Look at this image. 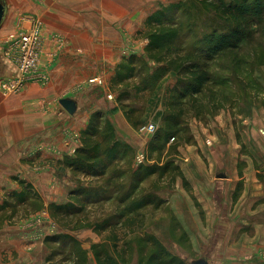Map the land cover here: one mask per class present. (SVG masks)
<instances>
[{"label": "rangeland", "instance_id": "rangeland-1", "mask_svg": "<svg viewBox=\"0 0 264 264\" xmlns=\"http://www.w3.org/2000/svg\"><path fill=\"white\" fill-rule=\"evenodd\" d=\"M180 1L193 15L192 19L183 12L174 15L181 25L182 39L171 49L180 44L183 50L179 55L171 50L147 53L146 36L156 30L148 24V18ZM193 1L157 0L154 5L131 7L133 15L140 10L142 15L125 21L132 35L126 56H136L127 69L133 68L121 84L114 82L118 68L107 81H88L100 88L107 110L93 113L86 127L95 126L99 137L107 123L114 125L116 138L128 149L120 151L118 161L100 179L67 169L70 175L63 183L65 193L55 203L69 206L78 214L56 209L50 213L40 238L42 244L37 248V264H146L156 242L171 257L191 264L206 255L216 256L215 249L220 244L221 250L226 249L225 241L234 238L235 233L238 239L252 238L256 233L264 238V13L256 18L263 22L252 25L246 36L257 31L256 34L242 42L240 50L207 64L198 56L193 57L200 72L205 70L228 79L223 93L205 85L201 94L193 96L191 90L188 94L178 84L173 72L178 58L186 60L188 50L192 54L200 50L206 56L217 38L207 40V35L214 31L229 33L235 28L220 23L212 26V10L203 13L201 4L193 9ZM32 20L37 19L31 17ZM30 23L32 28L33 22ZM30 28L16 31L13 36ZM57 39L61 40L62 49L65 41L56 36L54 40ZM162 67L170 70L162 71ZM182 79L183 86L197 88L194 77L186 74ZM119 111L131 127L129 133L124 132L116 117ZM166 119L173 120L175 128L169 129ZM149 124L155 126L154 134H142V128ZM165 131L176 136L167 142L159 140L167 135ZM97 137L89 138L87 144L92 145ZM207 141H213L215 152L210 151ZM142 154L145 162L139 165L137 157ZM149 166L158 172L145 179L143 173ZM63 178L59 177L61 185ZM80 189H92L93 193L71 196ZM146 197L154 199V205L135 210L134 200ZM209 211L217 213L215 220ZM229 222L244 226L235 232L228 229ZM259 224L262 228L255 230ZM203 225L209 229H202ZM55 237L60 239L54 240ZM70 237L78 241V247L70 242Z\"/></svg>", "mask_w": 264, "mask_h": 264}, {"label": "crops", "instance_id": "crops-1", "mask_svg": "<svg viewBox=\"0 0 264 264\" xmlns=\"http://www.w3.org/2000/svg\"><path fill=\"white\" fill-rule=\"evenodd\" d=\"M156 1L6 0L0 29V80L17 75L15 65L3 57V50L16 31L30 28L31 17L42 23L40 70L49 80L28 84L14 94L0 92V264L38 263L37 248L50 220L49 205L65 193L70 175L61 162L83 146V132L93 113L107 110L100 88L88 81L111 78L131 45L125 21L142 16L141 10L133 15L131 7L154 5ZM56 36L65 41L62 49L54 40ZM63 99L76 102L74 115L60 105ZM116 117L129 133L131 127L123 112ZM207 143L215 152L213 141ZM60 176L64 177L62 185ZM212 213L215 220L217 213ZM227 226L238 232L244 225L229 222ZM261 228L259 224L255 230ZM235 234L225 241L226 249L221 250V244L215 249L216 256L200 258L210 264L264 263V238L256 233L252 238L238 239Z\"/></svg>", "mask_w": 264, "mask_h": 264}, {"label": "trees", "instance_id": "trees-1", "mask_svg": "<svg viewBox=\"0 0 264 264\" xmlns=\"http://www.w3.org/2000/svg\"><path fill=\"white\" fill-rule=\"evenodd\" d=\"M197 1L199 3H197ZM198 4H201L200 10H202L203 13H205L204 11L210 10H212L214 13L213 19L210 21L212 26H214V24L220 23L226 26L229 24L230 27L234 25L235 28H231L232 30L229 33H218V31H214V34L211 35L210 33L207 35V40L213 39L217 36L216 41L213 42L209 48V54L203 56V52L200 50H195V53L192 54L188 50L189 55L186 57V60L178 58L179 63H177L175 71L173 72L178 79V84H181V87L184 88L188 94L190 93L189 90H191V94H193V96L201 94L205 85H208L211 89H219L217 93H223L222 89L227 87L225 84L228 79L219 78L205 70L200 72L201 69L199 64L195 61H192L193 57L198 56L205 62V64H207L208 62H211L212 59H215L219 56L223 57L228 52L240 50L239 46L241 43L250 39L257 32L255 31L254 33H249L247 37L246 33L250 32L249 30L251 29V26H259L263 22L261 19L256 18L257 16H261L264 13V6L262 4V0H253L252 2L250 0H229L228 2L227 0H194L192 8H195V6ZM189 11L191 10L186 9V5L180 1L178 3L170 4L164 8H161L151 15L148 18V24H153L156 30L146 36L148 44L146 45L145 51L150 54L161 52L163 50H171L174 52L173 54L179 55L183 50L180 44L175 50L171 49L176 47L179 39H182V37L179 36L182 28L181 25L176 23L174 15L183 12L187 18L191 17L192 19L193 15L189 13ZM237 25L240 26L237 27ZM193 46L194 44H192V48ZM192 51L194 52V50ZM134 57L136 56L131 55L129 58H125L124 62L118 67L114 82L121 84L128 79L126 76L131 73L133 67H130V70L127 68L133 63ZM161 70L167 72L170 69L167 70L166 67H162ZM186 74L194 77V85L197 86V88L193 87L192 85H188L187 87L182 85V77ZM177 90L179 89L177 88ZM180 94L185 95V93L182 92ZM165 123L169 129L175 128L176 126L173 120L170 119H166ZM133 127L136 128V125L133 124ZM165 133L167 135L162 136L159 140L163 139L164 142H167L170 138H174L176 136L171 135L168 133V131H165ZM97 136L98 131L96 127L89 126V128L83 132L84 145L77 149L73 156L64 157L61 165L65 169L80 173L86 177L97 179L102 178L106 174V171L109 169V167L118 161L120 151L127 150L128 147L116 138L115 129L112 124L107 123L105 125L104 132L99 137ZM92 137H97L95 142L92 145L87 144L89 138ZM158 151L159 150H155L154 152ZM142 168L143 166L139 167V170H142ZM157 172V169L154 167H146L143 173V178L146 179L151 177ZM137 180H139V178H137ZM182 180L186 184L184 178ZM81 190L82 189L73 191L74 193H72L71 196H75L79 192L89 196H91L93 193L92 189H86L83 191ZM154 202V199L146 197L142 200H134L132 206L135 210H141L147 206L154 205ZM68 208L69 206L66 205L62 206L51 204L49 205V212L51 213L56 209L58 211H66L73 215L78 214L77 211L73 212ZM100 230L104 231L105 227H101ZM53 239L57 240L60 239V237H55ZM70 242L73 243L75 247H78L79 245L78 241L71 237ZM82 254H85V252ZM97 259L100 260L98 254ZM146 264H186V262L179 259L178 257H171L163 245L159 244V242H156L153 245V248L150 250L148 258H146Z\"/></svg>", "mask_w": 264, "mask_h": 264}, {"label": "built area", "instance_id": "built-area-1", "mask_svg": "<svg viewBox=\"0 0 264 264\" xmlns=\"http://www.w3.org/2000/svg\"><path fill=\"white\" fill-rule=\"evenodd\" d=\"M33 27L24 34L12 37L6 42V48L3 50V56L9 59L17 69V75L0 80V92L4 94L18 93L21 89L31 83L45 84L48 82V75L41 72L40 60L38 58L39 47L41 43V21L32 20ZM57 39L58 47L60 48ZM62 47V46H61ZM156 128L153 124L144 126L141 133L154 134ZM145 156L137 157V164H143Z\"/></svg>", "mask_w": 264, "mask_h": 264}, {"label": "water", "instance_id": "water-1", "mask_svg": "<svg viewBox=\"0 0 264 264\" xmlns=\"http://www.w3.org/2000/svg\"><path fill=\"white\" fill-rule=\"evenodd\" d=\"M6 12H7L6 0H0V29L3 25ZM60 105L70 115H74L77 111V104L74 100L63 99L60 101ZM191 264H210V263L206 260V258H200L198 260L192 261Z\"/></svg>", "mask_w": 264, "mask_h": 264}]
</instances>
